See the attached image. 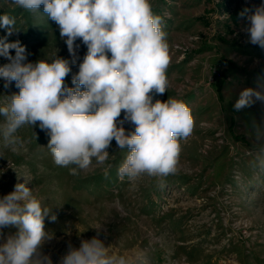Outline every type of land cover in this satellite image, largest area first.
I'll return each mask as SVG.
<instances>
[{
  "label": "rangeland",
  "instance_id": "obj_1",
  "mask_svg": "<svg viewBox=\"0 0 264 264\" xmlns=\"http://www.w3.org/2000/svg\"><path fill=\"white\" fill-rule=\"evenodd\" d=\"M151 3L163 18L170 46L169 84L164 94H151L153 103L182 100L194 120L191 135L181 140L178 172L162 182L148 175L121 180L118 168L128 149H119L113 138L104 164L93 159L89 170L73 176L69 170L74 165L54 163L47 147L50 136L39 122L23 125L5 140L7 120L0 115V199L25 183L50 211L44 227L51 239L39 253L52 264H61L71 249L94 237L110 254L125 256L132 264H140L135 257L141 251L146 264H264V168L259 165L264 140H257V133L264 134V102L234 108L242 90L264 92V48L252 44L247 31V17L264 0ZM237 5L249 12L234 24L230 16ZM3 14L15 18L18 31L7 39L26 47L25 62L50 60L55 54L71 61L66 38L42 5L31 12L0 0ZM5 36L0 28V38ZM75 45L78 59L65 78L68 87H75L72 75L87 53L80 38ZM7 63L0 56V66ZM5 83L0 78V106L19 93L15 81ZM123 119L122 111L118 120ZM122 126L126 134L135 130L129 121ZM18 231L15 225L0 227V245Z\"/></svg>",
  "mask_w": 264,
  "mask_h": 264
},
{
  "label": "clouds",
  "instance_id": "obj_2",
  "mask_svg": "<svg viewBox=\"0 0 264 264\" xmlns=\"http://www.w3.org/2000/svg\"><path fill=\"white\" fill-rule=\"evenodd\" d=\"M16 6L43 13L54 21L61 38H66L71 61L55 54L50 60L25 62L26 47L19 40L8 42L7 37L18 31L14 17L0 15V28L6 36L0 38V56L10 63L0 66V78L6 83L15 81L19 93L10 103L0 106L6 117L3 137L8 140L25 124L36 125L50 136L48 148L54 163L69 167L78 176L87 171L93 159L104 164L109 159L113 138L119 149H128L118 168V177L129 181L148 175L163 181L175 175L186 140L194 128L190 108L179 99L156 100L152 93L164 94L168 87L167 69L170 65V46L164 31L163 18L153 12L151 0H12ZM243 15V14H242ZM249 40L264 48V5L256 7L247 17ZM80 38L87 53L72 75V84L65 78L76 64L75 41ZM15 50V55L10 54ZM108 53L111 54L109 57ZM81 86L83 91H81ZM264 102V92L253 88L241 91L234 108L239 111ZM124 119L118 120L121 112ZM124 121L135 125L126 134ZM120 125V126H118ZM257 140L264 134L257 133ZM264 168V155L259 159ZM111 166L109 165V168ZM104 169V176L109 175ZM50 211L32 196L25 183L0 199V227L18 226L19 231L0 245V264H52L41 256L40 246L51 239L45 231V217ZM55 221L56 216L51 215ZM135 259L146 264L144 252ZM61 264H132L125 256L110 254L97 238L81 242L71 249Z\"/></svg>",
  "mask_w": 264,
  "mask_h": 264
},
{
  "label": "trees",
  "instance_id": "obj_3",
  "mask_svg": "<svg viewBox=\"0 0 264 264\" xmlns=\"http://www.w3.org/2000/svg\"><path fill=\"white\" fill-rule=\"evenodd\" d=\"M249 8H240L238 5L235 10L232 12L230 19L234 24H238L239 21L247 16ZM243 14V15H242Z\"/></svg>",
  "mask_w": 264,
  "mask_h": 264
}]
</instances>
